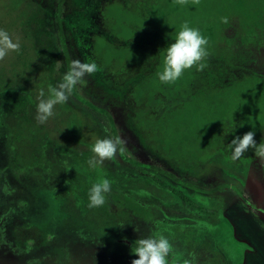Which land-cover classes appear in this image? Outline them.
Segmentation results:
<instances>
[{
	"label": "rangeland",
	"instance_id": "1",
	"mask_svg": "<svg viewBox=\"0 0 264 264\" xmlns=\"http://www.w3.org/2000/svg\"><path fill=\"white\" fill-rule=\"evenodd\" d=\"M185 21L207 39L206 55L162 84L157 73L164 48ZM0 29L20 42L18 52L0 59V190L7 197L29 190L44 195L43 212L58 226L47 242H38L32 223L35 245L23 264H131V247L113 235L135 245L141 237L128 229L141 213L149 218L141 219L145 228L154 224L170 242L176 236L187 245L201 217L196 229L207 231L209 256L203 264H260L255 254L264 252V215L243 200L264 209V179L248 174L242 158L256 157L253 149L233 162L215 126L235 125L228 143L250 130L264 143V82L255 75L264 68V0H0ZM74 60L94 61L98 70L38 124L39 90L47 95ZM143 62L149 68L141 71ZM104 136L121 143L113 158L91 170L90 145ZM65 159L73 167L67 171ZM15 166L19 182L13 181ZM103 178L111 185L106 202L89 208L87 190ZM5 222L6 228L17 225ZM23 223L19 227L27 228ZM192 254L171 264H201L203 257Z\"/></svg>",
	"mask_w": 264,
	"mask_h": 264
},
{
	"label": "clouds",
	"instance_id": "2",
	"mask_svg": "<svg viewBox=\"0 0 264 264\" xmlns=\"http://www.w3.org/2000/svg\"><path fill=\"white\" fill-rule=\"evenodd\" d=\"M184 4L186 0H177ZM199 3V0H192V4ZM223 19V18H222ZM226 22V20L224 21ZM207 39L201 34L198 28L190 27L183 22L179 29L171 37V42L164 48L162 70L157 73L158 80L162 84H171L179 79L182 73L197 64L206 55ZM20 42L6 30L0 29V59L9 56L10 53L18 52ZM59 68V65H57ZM98 70L97 64L92 62L72 61L70 68L61 75L55 86H49L47 95L44 89L37 94L35 105V120L38 124H44L54 115L56 105L65 104L74 86L83 82L86 75L93 74ZM235 131V125L229 122L227 133ZM121 141L117 137H98L90 145L91 157L87 160V166L95 170L106 159H111L118 150ZM253 149L262 168H264V143H257L254 139V132L247 131L242 135H234L227 149L230 151V159L234 162L239 160L249 149ZM63 170L73 168L69 160L62 161ZM111 191L110 181L107 178L92 183L87 190V206L89 208L101 207L106 202V196ZM135 231H138L134 227ZM172 246L167 237L161 234H153L135 240V246H131V252L135 259L131 264H167L171 254ZM187 264V262H186Z\"/></svg>",
	"mask_w": 264,
	"mask_h": 264
},
{
	"label": "flooded vegetation",
	"instance_id": "3",
	"mask_svg": "<svg viewBox=\"0 0 264 264\" xmlns=\"http://www.w3.org/2000/svg\"><path fill=\"white\" fill-rule=\"evenodd\" d=\"M30 167L33 169L36 166L32 165V166H29V168ZM14 172H16L17 175L21 176V173H19L17 171H14ZM17 175H15V177H13L14 182L20 181L18 179ZM15 184H17V183H15ZM60 188L61 187H59V189ZM5 192L7 193V190H5ZM5 192H2L0 190V216L2 215L4 217L0 221V263L1 264H23L22 262L26 259V257L31 255L32 250H33L32 249L33 245H35L34 239L32 237V233L30 232V229H29L30 226H34V225H32V223H37V227L36 226H34V227H36L38 230L37 231L38 235L36 236V238L38 239V242L41 240L42 237H44L45 241L47 242V240L52 237L51 236L52 233L53 234L57 233L56 228L58 226L55 227V225H57V222H55L53 220L52 215L50 217V214L47 216V213H45V211L43 212V210L45 209L44 200L47 199L44 195L34 196L31 193V190H29V191H26L24 197L18 196V194H17L18 192H16L15 193L16 195H14L12 197L11 196L7 197ZM16 199H17V201L15 202ZM179 199L182 202H184L186 205H192V202L191 203L186 202V201L182 200L180 197H179ZM5 208H7V210L4 211ZM10 211L12 212V214H10ZM17 212H19V213L23 212L24 213L23 217L22 218L16 217L15 219H13V217L16 215ZM141 216L144 218H148V217H146V216H148L146 213H141ZM9 218H10L12 224L14 223L17 225H14L13 227H7L6 228V224H5L6 222L5 221H8ZM144 218H141V219L144 220ZM141 219H140V223L137 221V223H135L134 225H131V227L128 229L131 231L132 234L136 233L138 235V237H141V238L149 236V235H153V234H161L160 231L156 230V227H155L156 225H154V224H152L149 229L145 228L144 225H142ZM202 220L203 219L200 217L198 222L195 223V225H194V227H195V231H194L195 234L194 235L195 236H194V238L188 239V240H190L188 242V244H190V245H187L186 244L187 242L184 241V240H186V238H181V237L178 238L176 236H173V239H175V240H172L170 242V244L179 243L180 245H179V248H177V249H175L174 246L171 245L172 250H171L170 256L168 257L167 264H171V263H173L174 260L182 258V256H184L185 253L191 255L193 252H195L200 258L202 256L203 259L201 258V264H203L204 260L209 258L208 250L205 247V245H203L204 240H205L204 239L205 233L207 231L202 230V229L201 230L196 229V226H199V223L202 222ZM22 222H24L23 226H25L27 228H20L19 227L22 224ZM204 223L205 222H203L201 224H204ZM44 226H48L50 228V230H51L50 234H47V232H45V230L42 228ZM203 226H205V228H207V230L209 231L208 223H205ZM134 227H136L138 229V231H135ZM202 232H204V233H202ZM113 238L115 239L116 243L123 244L126 249H128L129 247H131L133 245V244H131V241L128 239H121V238H118L117 236H114V235H113ZM192 240L194 242H199L200 245H192L190 243V242H192ZM90 242L94 248L100 247V245L97 242H95V241H93V242L90 241ZM88 243H89V240H88ZM214 245H215V242H214ZM133 246H135V245H133ZM5 249L9 250L8 253H6V254L3 252ZM19 250H21L23 252L22 256L19 255L18 252L14 253V252L19 251ZM258 252H260V251L258 250ZM258 252L255 254V250H254L252 253L255 254V256L259 259L258 262L260 264H264V252H263V255H262V252H260V253H258ZM190 258H192V257H190ZM242 259H245V257ZM127 263H128V259L124 261V264H127Z\"/></svg>",
	"mask_w": 264,
	"mask_h": 264
},
{
	"label": "trees",
	"instance_id": "4",
	"mask_svg": "<svg viewBox=\"0 0 264 264\" xmlns=\"http://www.w3.org/2000/svg\"><path fill=\"white\" fill-rule=\"evenodd\" d=\"M95 20H96V24H98L99 25V27H100V31H102V28H101V26H100V23H99V17L96 15V17H95ZM256 33L258 34V32L256 31ZM93 36V35H92ZM98 36V35H97ZM90 38H91V36H90ZM90 38H89V46H90ZM109 40V39H108ZM244 42V44H243V46H245V44L247 43V42H249L248 40H246V39H243V41L241 42V43H243ZM89 51H90V48H89ZM91 54V53H90ZM89 57H90V55H89ZM146 64V62H143V63H141L140 64V67L142 68L141 69V71H143V70H145L144 69V66H146L147 68H149L148 67V65H145ZM143 73H147L146 71L145 72H143ZM256 77L257 78H262V80H263V82H264V68H263V66H259L258 67V69L256 70ZM146 76H148V75H143V77L142 78H144V77H146ZM129 97H130V94H129ZM153 97H155V95L153 96ZM130 100H131V98H130ZM168 101V100H167ZM167 101H164V103L163 104H168L167 103ZM131 104H132V101H131ZM154 114H156V111H154V110H152V112H151V115H154ZM229 129V124H226V123H223V124H221V126L219 125H217V126H215V130L217 131V136H218V134L219 133H221L222 134V138H218V140L220 141V145L222 146V151L223 152H226V153H228V152H230L228 149H227V143H228V136L231 134V133H227L226 134V131ZM223 131H225V133H223ZM224 134V135H223ZM214 141L213 142H215V139L214 138H212ZM217 143V142H216ZM35 157H37L36 155H35ZM242 158H244L245 160H246V163H247V166H248V168H247V170H248V174H257L258 176H260V177H262L263 179H264V168H262L261 166H260V163L258 162V160H257V158L256 157H253L252 159L250 158H245V157H242ZM33 164H27V166H32ZM33 166H35V165H33ZM18 167V166H17ZM14 171H17V172H19L20 170L18 169V168H16V166H15V168L13 169ZM20 173V172H19ZM16 174V173H15ZM17 175V174H16ZM18 177L20 176V175H17ZM158 183L159 184H161L162 186H164V187H167L168 189H170V191L174 194V195H176L178 198L180 197L182 200H184V201H186V202H189V203H191L192 201L191 200H189V198L184 194V193H182L181 191H178L177 189H175V188H173V187H171V186H169V185H167V184H165L163 181H161V180H158ZM241 196V195H240ZM244 201V203L246 204V205H248L250 208H253V209H255L256 211H258L260 214H262V215H264V209L263 208H261V207H259V206H257V205H255L253 202H251V201H249L248 199H244L243 200Z\"/></svg>",
	"mask_w": 264,
	"mask_h": 264
}]
</instances>
